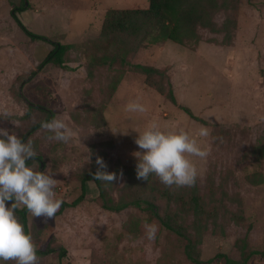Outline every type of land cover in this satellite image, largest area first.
<instances>
[{
  "label": "rangeland",
  "instance_id": "374dc122",
  "mask_svg": "<svg viewBox=\"0 0 264 264\" xmlns=\"http://www.w3.org/2000/svg\"><path fill=\"white\" fill-rule=\"evenodd\" d=\"M147 6L148 0H0V114H11L0 117V126L33 141L39 159L31 165L55 171L56 194L68 202L79 195L86 171H96L97 154L108 171H123L119 181L102 182L114 200L132 194L125 186L127 173L134 174L137 190L134 129L157 122L194 134L207 126L210 135L199 139L209 154L193 157L196 186L218 217L209 218L195 245L200 261L190 260L183 238L144 209H105L89 179L84 198L55 218L45 221L27 212L37 248H55L38 256V264H222L214 256L238 258L235 241L245 235L251 248L264 251V153L259 151L264 142V0H226L212 13L214 29L198 27L199 39L182 44L118 30L104 33L108 9ZM12 9L32 32L69 44L61 65L37 68L53 45L26 35ZM141 66L158 71L147 73ZM135 100L145 104V112L126 110ZM40 107L52 118H64L74 129L73 139H51L40 125L30 130L44 117ZM89 151L91 162H85ZM259 177V183L251 181ZM153 200L161 211L165 208L164 199L155 195ZM146 221L160 227L155 241L146 238ZM61 248L65 254L59 257ZM247 264H264V252Z\"/></svg>",
  "mask_w": 264,
  "mask_h": 264
},
{
  "label": "clouds",
  "instance_id": "9594fccd",
  "mask_svg": "<svg viewBox=\"0 0 264 264\" xmlns=\"http://www.w3.org/2000/svg\"><path fill=\"white\" fill-rule=\"evenodd\" d=\"M128 112L143 113L145 104L139 100L129 102L125 106ZM5 111L0 117H9ZM40 126L51 133L50 138L67 143L73 139L75 132L64 118L53 117L40 122ZM112 129V128H111ZM134 129V128H132ZM135 143L138 148L136 156V176L140 180H148L155 175L165 186H193L198 176V168L193 157L204 159L209 149L199 138L210 135L207 126H200L193 134L189 130H171L153 122L138 131ZM127 134L129 129H115ZM38 156L33 141L25 140L15 131L0 126V264L13 261L14 264H38L37 245L30 232L16 214V210L24 207L32 217H41L45 221L55 218L63 200L56 194L57 179L55 171L48 168L41 170L29 164ZM91 162V152L88 159ZM96 171L90 173L94 180L106 183L119 181L123 176L121 170L108 171L104 158L97 154ZM10 202V203H9ZM147 240L155 241L160 230L156 222H145Z\"/></svg>",
  "mask_w": 264,
  "mask_h": 264
},
{
  "label": "trees",
  "instance_id": "16d2710c",
  "mask_svg": "<svg viewBox=\"0 0 264 264\" xmlns=\"http://www.w3.org/2000/svg\"><path fill=\"white\" fill-rule=\"evenodd\" d=\"M225 1L148 0V6L146 8L108 9L105 13L103 31L104 33H108L118 30L119 32L135 37H149L152 42L172 40L182 44L190 40L199 39L198 27L214 29L211 17L212 13L218 7L224 6ZM15 9L23 10L25 7L22 6ZM15 9L11 10V15L26 35L31 39L46 41L53 45V48L38 64L37 68H41L49 62L61 65L69 44L54 41L43 34L32 32L19 20ZM141 67L147 73L150 71H158V69L148 66ZM168 95L174 101L171 88H168ZM40 109L45 110L43 111L44 117L41 121L52 118L51 111H47L43 107H40ZM41 121L33 124L30 130L37 128ZM22 137L24 138V136ZM259 151L264 153V142L259 147ZM35 159H39V156ZM32 162L33 160L28 161L29 164ZM93 172L95 171H86L81 178V191L79 195L70 202L63 200L57 213L67 207L77 205L84 198L87 181L93 179L98 187V195L105 209L118 211L126 208L128 205H134L144 209L150 218H156L163 227L183 238L185 241L184 252L190 260L200 261L195 256V245L201 240L202 230L207 229L209 218H213V221H215L218 214L215 209L209 208L204 200H202L196 182L193 186L168 187L159 182L155 175H150L147 181L141 180L137 190L134 191L135 189L133 190L132 188L136 183L135 178H133L134 176L132 177L134 174L132 173L130 175L127 173L128 181L125 186L128 190H131L130 192L132 194H129L127 200H114L102 184V181L94 180V177L90 174ZM259 180L262 181V178H254L251 181L259 183ZM155 195L164 199L166 202V206L162 211L159 205L153 200ZM141 203H145V206H142ZM27 212V209L24 207L16 210V214L24 224L26 231H28ZM187 218H191L189 222H186ZM235 244L239 249L238 258L230 257L224 253H217L214 257L221 258L222 264H247L253 255L264 252L251 248L246 235L237 238ZM54 251L55 248L49 245L43 249L37 248L38 256L47 255ZM58 253V256L62 257L65 254V250L61 248Z\"/></svg>",
  "mask_w": 264,
  "mask_h": 264
}]
</instances>
